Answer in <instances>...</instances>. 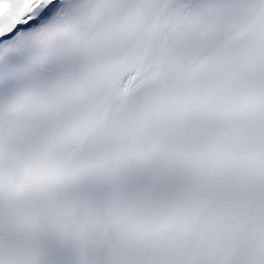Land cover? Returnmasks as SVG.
<instances>
[{
  "label": "snow or ice",
  "instance_id": "1",
  "mask_svg": "<svg viewBox=\"0 0 264 264\" xmlns=\"http://www.w3.org/2000/svg\"><path fill=\"white\" fill-rule=\"evenodd\" d=\"M0 264H264V0H0Z\"/></svg>",
  "mask_w": 264,
  "mask_h": 264
}]
</instances>
